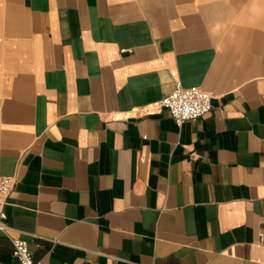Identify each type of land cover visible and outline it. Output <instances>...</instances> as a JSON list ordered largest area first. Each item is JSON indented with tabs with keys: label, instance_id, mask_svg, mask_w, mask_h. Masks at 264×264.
I'll return each instance as SVG.
<instances>
[{
	"label": "crops",
	"instance_id": "crops-1",
	"mask_svg": "<svg viewBox=\"0 0 264 264\" xmlns=\"http://www.w3.org/2000/svg\"><path fill=\"white\" fill-rule=\"evenodd\" d=\"M1 175L0 264H264V0H0Z\"/></svg>",
	"mask_w": 264,
	"mask_h": 264
},
{
	"label": "built area",
	"instance_id": "built-area-1",
	"mask_svg": "<svg viewBox=\"0 0 264 264\" xmlns=\"http://www.w3.org/2000/svg\"><path fill=\"white\" fill-rule=\"evenodd\" d=\"M212 97L210 92L200 86H185L177 80L172 92L161 98L158 104L162 108H167L176 123L181 125L185 121L194 120L209 113L213 108ZM15 182L14 176H0V229L5 232L10 229L5 205ZM12 241L13 253L19 264H36L27 240L12 237Z\"/></svg>",
	"mask_w": 264,
	"mask_h": 264
}]
</instances>
